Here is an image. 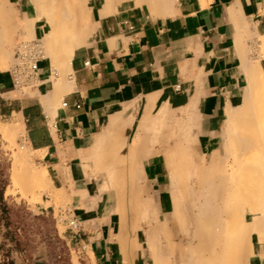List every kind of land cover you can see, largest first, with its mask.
<instances>
[{
	"label": "crops",
	"instance_id": "1",
	"mask_svg": "<svg viewBox=\"0 0 264 264\" xmlns=\"http://www.w3.org/2000/svg\"><path fill=\"white\" fill-rule=\"evenodd\" d=\"M8 2L15 11L18 29L25 32L26 20L38 15L36 6L32 0ZM81 3L87 21L79 25H86L85 36L72 57V69L62 77L54 76L47 58L40 64L38 85L21 90L13 86L9 70L5 72L0 66V101L4 108L0 116H8L23 127L24 142L34 153V160L48 172L50 187L45 198L52 208L56 199L68 201L67 210L81 220L82 230L73 234L72 241L80 251L92 250L91 264H152L146 236L137 239L145 244L144 254L133 251V245L126 258L121 251L119 256L114 255L115 237L120 231H112V226L149 223L135 219L119 222L108 216L107 195L114 192L112 189L95 203L98 188L108 181L105 170L113 169L114 179H129L130 167L142 169L143 198L149 193L159 207L160 200L166 201L164 180L169 172L160 151L162 141H153L148 131L153 130L162 108L167 107L169 112L184 109L197 119L193 129L197 130L200 146L206 149L214 143L231 104L228 93L246 85L249 65L260 63L264 70V58H259L264 0ZM38 18L37 38L45 36L47 26L44 17ZM53 82L61 84H57L60 89L54 90ZM150 150L157 153L147 157ZM63 189L66 194L61 198ZM162 208L166 209V203Z\"/></svg>",
	"mask_w": 264,
	"mask_h": 264
},
{
	"label": "bare ground",
	"instance_id": "2",
	"mask_svg": "<svg viewBox=\"0 0 264 264\" xmlns=\"http://www.w3.org/2000/svg\"><path fill=\"white\" fill-rule=\"evenodd\" d=\"M32 1L34 5L37 7V9L41 8V12L38 13L36 18L31 17L29 20H26L27 21L26 24L27 26H25L26 32L30 34L29 37L32 38L37 37V29H36L37 18L44 17L46 19L47 27L45 31V36L41 39L43 45H46V49L48 51L49 57L51 58V61L62 64L63 67H65V69L66 67L67 68L70 67V63L74 55V52L83 43L81 41V38H78L76 36L77 33H75L74 28H68V26H66V23L63 21V18L68 16L71 13V11H66V9L62 8V4L60 3L61 0H49L52 3V5L51 7L46 6V9L40 6L41 0H32ZM74 2H76V0H73V3ZM8 4L10 5L12 3L8 2V0L6 1L4 0L0 4V28H3V32L2 33L0 32V44L2 46L12 45V34L14 30L18 28V23L14 18V14L10 10V8L7 7ZM230 13L236 14L234 10L233 12ZM244 20L243 22H245ZM235 23L237 24V22ZM247 28L245 26V29ZM247 30L249 31V28ZM259 40H261L262 43L264 44V34L259 35ZM263 44L262 46L264 47ZM262 46L259 47L261 48V51H263ZM242 54L244 55V53ZM62 65L60 66L62 67ZM249 66L248 67L250 68V70L249 73H247L248 80L246 82V85L243 86L242 88L235 87L234 89H232L230 93H228L229 96L227 95L228 99L231 102L230 108L227 107V111L225 112L228 121V122L226 121V123H228V127L226 125L227 128L226 131L224 132L223 137L215 141L216 146L213 152H211L208 155L202 152L199 147V145L201 144L200 141L199 140L197 141L192 137L188 138L185 141L186 143L185 146L183 145L184 147L179 145L182 148L178 146L179 142L178 143L172 142L171 140L167 141L168 143L167 146L169 148L175 145L176 150L173 151L169 150L170 151L169 153H172V156H174V158L177 157L178 159L179 156L180 157L186 156L189 160L194 161L195 164L197 162L199 165H201L198 168H200L202 171L204 170L203 173L201 172L202 176L205 174H208L209 176L206 177V179L204 180L200 179L201 186L205 185L204 190H202L203 189L202 187H201L202 189H198V191L202 190L201 193L200 191L199 192L196 191L197 189L195 190L196 186L194 187L193 185L192 188L194 192L196 191L197 193H199L197 194L195 192L197 195V196L193 195L196 196L194 197L195 199H192V197L189 199L192 200L191 201V205L193 207L192 209H195L192 213L190 212L192 214L191 220L194 227L193 234H191L189 231L186 230L187 232H185L186 233L185 235H187V238L181 240L179 244L174 241L171 242V240L169 239L170 237L169 238L166 237L167 239L166 238L165 239L168 242L166 245H164L162 241L163 239L160 241L161 243L160 242L157 243V241L159 240L155 241L156 240V238H154L155 236H153L152 239L150 237L151 235L146 236L149 238V240L148 239L146 240L148 242L147 244H149L150 246H152L154 243L151 242L153 239H155L154 241L156 242L155 244H157V247L158 245L161 244L159 246L160 248L158 247L161 251V254L158 255V257L157 255H155L159 253V252L156 253L158 251L157 250L158 248H155L157 251L154 249L156 252L152 250L151 251L152 253H150L151 255L154 254L157 257V259H155L156 257L154 258L152 255L153 257L152 259L155 260L154 264H170L171 262L169 263V260L168 262L164 260L163 256L165 255L164 254L165 250L171 249L173 251L171 253V256H173V254L174 255L176 254V257L175 256L174 257L178 258L177 257L178 253H176L175 251L177 249L182 250L180 248H186V250L190 252V255L193 257V259H190L189 261L187 260L184 261L181 259L179 260V258H181L179 257L175 262H173L174 264H199V263L200 264H264V77H263L264 74H262L263 69L260 63H257L256 67L251 65ZM62 69L65 70L64 68ZM71 69L69 68V70ZM259 72H261V74L263 75L262 77ZM55 82L53 83L55 84ZM57 84H55L57 87L55 85L53 86L54 90L55 88L60 89L59 86L61 84H58L59 86ZM166 108H162V110L160 111L159 113L160 116L157 117L158 121H160L164 113L168 111ZM146 121L144 122L148 123ZM15 127H13L12 129L13 130L12 133H14ZM188 127L190 128L189 125ZM160 128L162 129L163 127L159 125V129ZM1 129L4 128L1 127ZM8 129L10 130V128ZM22 129L23 127L20 126V130ZM174 129L177 128L174 127ZM191 130H193V128ZM187 131L189 130L187 129ZM9 132L8 133L5 132V133L9 135L11 133ZM189 133L190 132H188V134ZM172 134L173 133H171L170 131L169 133L170 137L172 136ZM192 136L194 135L192 134ZM180 142H182L183 144V141L180 140ZM160 151L162 152V154L166 156L170 155L169 153H167L168 151L166 152V149L164 148H161ZM98 153L96 154V157ZM147 154H149L147 155V157L150 156L151 151H147ZM229 154H231V159L233 161L228 164V168L225 167L226 170L229 169L228 178L226 179L224 177H216L215 169L217 164L222 161L228 160L230 156ZM172 156H170L169 158H172ZM174 158L172 159L173 162H170L172 163L171 165L172 168H174L173 164L175 166V163L177 162L176 160V162L174 163L175 161ZM26 163L27 161L24 155H20V157L16 159L12 170L13 171L12 178L14 183H17L19 181L21 182V180L23 179H28L29 182L31 183V186L36 188L40 193L44 192L47 185L45 184L46 180L48 184L50 183L49 181L50 178H48L47 170L45 169L42 171L41 170L34 171L32 169L27 168ZM96 167H98V169L100 168L98 165ZM130 168L131 169L129 173V181L131 182V184H138L141 181V178L140 180H138V178L140 177V175H143L142 169L136 171L135 169H133V167ZM109 169L105 170L106 172H108L107 173L108 181L106 184L104 183V185L100 186V188L104 189L105 187L106 189L109 190L113 186L112 185V182L114 181L112 174L113 169H110L111 173L109 172ZM200 169H199V173H200ZM176 172L177 171H175L174 174L171 175V183L169 185L170 195H171L170 200L172 203L167 202L165 210L162 207L160 208L161 211H165L164 213H166L168 209H172L171 214H169L164 218L163 221L164 226L163 224H161V226L165 228L167 226L175 227V225L178 223L183 224V222H185L186 219V217L184 216L186 214L184 213V211H181L185 209L184 207V205H186L184 204L185 201L183 203L180 202L181 201L180 196L182 197V200L185 197L181 191L179 196L178 193L179 188L177 187V179H176V177L179 176V174H181V171H179L178 174ZM199 182L200 181L198 179V183ZM186 185L188 186V184ZM199 185L200 183L198 184V187ZM182 186L184 187V184ZM100 188H98L99 190L97 193L98 195L95 198L96 200L94 199L96 203L97 201H99L97 199L101 198V196L103 195L102 193L103 189ZM185 188L186 187H184V189ZM64 192L65 191L63 189L61 198H63L62 196L66 194ZM177 196H179L180 198L179 200L177 199ZM56 197L58 198V196ZM150 201L143 203L145 205L144 208L143 206H141L142 207L141 210L143 209V211H140L141 220L140 219L139 220L146 221L147 224L149 223V226H153L151 225V223L158 225L159 219L158 217H156L157 214H154L155 202H153L152 200ZM179 202L180 204H183L181 207H183L184 209L179 207L180 206ZM189 203L190 201H188V204ZM146 204H147V208H146ZM220 204H223L224 206L220 207ZM180 211L184 214H182ZM115 212H118L117 208H115ZM175 213L177 214L176 220L173 217ZM183 217H185V219ZM184 224H187V222ZM163 227L162 229H164ZM154 228L156 227L154 226ZM154 233L156 234L157 232ZM223 233L225 234V236L223 235ZM161 234L160 236H162ZM250 234H256V235L253 237ZM174 237L172 236V239ZM138 238H141L140 234H138ZM158 238L159 236L157 235V239ZM115 239H116V242L114 244L115 255L119 256L121 254L120 253L121 251L123 257L125 256L126 258L127 253L132 248L130 245V234L128 230L122 227L119 234L116 235ZM256 243L260 245L258 253H255ZM155 244L153 245L154 247L156 246ZM182 254L183 253H181V255ZM174 260L175 259H173V261Z\"/></svg>",
	"mask_w": 264,
	"mask_h": 264
},
{
	"label": "rangeland",
	"instance_id": "3",
	"mask_svg": "<svg viewBox=\"0 0 264 264\" xmlns=\"http://www.w3.org/2000/svg\"><path fill=\"white\" fill-rule=\"evenodd\" d=\"M60 3L62 4V8L66 9V11H71V13L68 16L63 18V21L66 23V26H68V28H74V31L75 33H77L76 36L78 38L85 36L84 28L86 25L84 27L79 25L80 22L84 24V22L87 21V16L84 14L85 9L84 7H82L81 0H76V2L74 3H73V0H61ZM51 5L52 3L49 0L40 1V6L42 8L46 9V6L51 7ZM7 7L10 8L12 13L14 14V18L16 19L15 11L13 7L10 6L9 4ZM45 9H42V10H45ZM37 11H38L37 14L40 13L41 8L40 9L38 8ZM41 18L43 17H39L38 19L40 20ZM45 23H46V19H45ZM46 27H45V31H46ZM25 32L23 31V33H21L20 30L16 28L12 34V45L2 46L0 44V66L2 70H4L5 72H7L10 69L12 62L14 61L15 51H16V47H17L19 40L22 38L32 39V37H29L30 34H28V32L26 33ZM44 48H45V53L48 58V61L52 62L51 64H52L53 72H57L58 75L62 77L65 74V71L69 70L70 67L68 68L66 67L65 69V67H63L62 64H59L57 62L58 63L57 65V63L51 61V58L49 57L48 51L46 49V45H44ZM262 49L263 51H260V53L264 52V47ZM261 54L264 55V53H261ZM261 54H259L260 59L264 58L263 55ZM60 65H62V67ZM256 65L251 64V66H255V67ZM62 68H64L65 70H63ZM259 73L261 74V72ZM262 74H264L263 70H262ZM262 74H261V77L263 76ZM247 80H248V74H247ZM228 108H230V104ZM2 111H4V108L2 107V103L0 101V114ZM226 111H227V108H226ZM159 113L156 117L160 116ZM190 116L191 117L193 116V117L191 118ZM193 118L196 119L195 115L188 114L186 110L184 109L178 112L166 111L160 121L156 119V122L153 124V130H149L148 135L152 138L153 141H155L154 140L155 138H157V141L161 140L162 141L161 148L166 149V152L168 151L167 153H169L170 151L176 150L175 145H173L170 148L167 146L168 144L167 141L169 140H171L172 142H177V143L179 142L178 146L180 145L182 147L185 146V143H186L185 141L190 137L198 141L197 130H194V129L191 130L195 126L194 122L197 121L196 119L193 122ZM226 121H227V118L225 115V121H224L223 128L220 131V135L216 139H214V143L212 141L211 144L206 147V149H204L203 146H200L201 144L199 145L200 150L202 152L208 155L215 150V146H216L215 141L223 137L224 132L226 131V128L228 127V123H226ZM159 125H161L163 128L159 129ZM188 125L190 126V128L188 127ZM1 127H3L4 129H1ZM13 127H15L16 129V130L14 129V133H12ZM174 127H176L177 129H174ZM8 128H10V130ZM187 129L189 131H187ZM6 130L8 132L10 131L11 133L9 132L10 133L9 135L6 134L8 133ZM170 131L171 133H173L171 137L169 135ZM188 132H190L189 133L190 135L188 134ZM192 134L194 136H192ZM24 135H25V131L24 129L20 130V124L13 122L8 116L7 117L0 116V264H16L17 261H21L25 263L26 262L32 263L38 260L43 261L44 264H91V261L94 260V255L92 253V250L88 248L87 251H84V252L80 251L78 247H76L75 242L72 241L73 234L67 229V226L65 222L63 221L62 213L60 210L62 211L67 210L69 208L68 206L69 202L65 200L56 199L54 201L55 208L53 209L51 206L52 203L48 202L47 199L45 198L46 195H49L47 180L45 183L47 184L46 185L47 189L45 188V191L42 193H40L36 188L31 186V183L29 182L28 179H23L21 180V182L19 181L17 183H14L13 178H12L13 176L12 170H13V166H14L16 159L20 157V155L25 156L26 161H27L26 163L27 168L32 169L34 171L45 170L44 167H42L40 164H38L34 160V153L24 142ZM180 140L183 141V144L182 142H180ZM150 151L157 153L153 150H150ZM169 154H170L169 156L167 155L168 158L172 156V153H169ZM229 155L230 156L228 160L222 161L220 163L217 162L218 163L216 166L217 170L215 169L216 177H224L226 179L228 178L229 169L226 170L225 167L228 168V164L233 161L231 159V154ZM167 156L166 155L163 156V164L166 167V170L168 169V172H169V173L167 172L168 178L164 180V183L167 185L166 187H164L167 190V194H164L166 198V201L164 203H167V202L172 203L170 200L171 195H170V189H169L170 188L169 185L171 183V175L174 174L175 171H177L176 172L177 174L179 171H181V174H179L180 177L179 176L176 177L177 187L179 188V191H178L179 196H180V191H181L185 198L183 197L184 199L182 200L181 196H180L181 199L179 198V196H177V199L178 200L180 199L181 203L185 201L184 203L186 204L184 205L185 209L181 207L183 204H180V202H179V205H180L179 207L183 208L184 210H181L180 208L179 209L181 211H184V213L186 214L184 215L186 219L185 217H183L185 219V222H183V224L178 223L175 225V227H172V226H167L166 228L163 227L164 218L168 216L169 214H171L172 209H168L166 213H164L165 211H161L160 208L163 207L164 203H162V201L160 200V207L159 205L155 203V212H154V214H157L156 217H158L159 219V223H158L159 226L158 225H153V226H149V225L147 226L146 225H119L117 226L116 225V226H112L111 227L112 231L116 230V232H119L122 227L128 230L130 234V245L131 246L135 245L132 248V250L133 251L136 250V253L139 252L140 254H144V250H145V244L139 243L137 239H144L145 236L151 235L150 236L151 239L153 236H155L154 238H156V240L153 239L151 241V242H154L153 245L156 243L155 241L159 240L157 241V243H159L162 239H163L164 245H166L168 243L166 241L167 238L170 237L169 239L171 240V242L174 241L178 243L180 240L187 238V235H185L186 234L185 232L189 231L191 234H193V231H194V227H193L192 220H191L192 219L191 213L195 209H192L193 208L191 205L192 200H189V199L191 197L192 199H195L194 197L197 196L196 191H198V189L203 188L202 190H204L205 185L201 186L200 179L204 180L209 175L205 174L202 176L201 172L203 173L204 170L202 171L200 168H198L201 165H199L197 162L195 164L194 161L189 160L186 156H183L185 158H183L182 156L181 157L179 156L180 158L178 157V159L177 157L174 158V156H172V158H169L171 161L167 158ZM173 158L175 159L174 163L177 160V162L175 163V166L173 164L174 168H172L171 166L172 163H170V162H173L172 161ZM186 159H187V162H186ZM183 161H185L187 164ZM196 165H197V168H196ZM199 169H200V173H199ZM198 179L200 181L199 182L200 188L198 187V184H199ZM138 180H140V177L138 178ZM183 184H184V187H186L185 189L182 186ZM186 184H188V186ZM193 185L194 187L196 186L195 187V190L197 189L195 191L196 193L192 189ZM100 189H103V188H100ZM111 189L114 192L107 195V198H108V201L106 203L108 207L107 212H108V216L112 215L116 217L117 219H119L118 220L119 222H127L128 219H131V220L135 219L134 220L135 222H139L141 220L140 211H143V209L141 210L142 208L141 206H143V208L145 207L143 203L148 202L150 200L155 202L154 198H152V196L149 193L146 195L147 196L146 199L143 198L145 194L144 193L145 188L144 186L140 185V182L138 184L133 185L131 184L129 179L126 177L115 178L114 185L111 187ZM202 190L201 191L199 190L200 193L202 192ZM106 191H108V189L104 187L102 193ZM193 195H196V196H193ZM188 201H190L189 204L191 206L188 204ZM223 206H224L223 204H220V207H223ZM115 208L118 209V212H115ZM146 208H147V204H146ZM173 217L176 220L177 214L175 213ZM140 222H146V221H140ZM186 222L187 224H184ZM161 224H163V226H161ZM154 226L156 228L158 227L160 228L156 229L154 228ZM162 227L164 229H162ZM154 232H157L156 234L159 236L158 239H157V235ZM138 234L141 235V238H138ZM160 234L162 236H160ZM176 235H179V236H176ZM223 235L225 236L224 233ZM250 235L254 237L256 234H250ZM172 236L173 237L175 236V237L172 239ZM147 243H146V249H147L148 259L149 261H151L152 264H154L155 260L152 258L153 257L155 258L156 257L155 255H157L158 257V255L161 254V251L159 249L160 248L159 246L161 244L158 245L159 247L158 248L157 244H155L156 246L154 247L153 245L150 246ZM155 248H158L157 249L158 251ZM259 248H260V245L256 243L255 253H258ZM180 249L182 250L177 249L175 251L176 253L179 254V255L177 254V257L178 258L181 257L179 258V260L181 259L184 261L185 260L189 261L190 259H193V257L190 255V252L187 251L186 248H180ZM152 250H154L156 253L158 252L159 253L155 255L152 254L153 255L152 257V255L150 254L152 253L151 252ZM172 252L173 251L171 249L165 250L164 252L165 255L163 256L165 261L168 262L169 260V263L170 262L173 263L178 259V258H175L176 254L175 255L173 254V256H171ZM181 253L183 254L181 255ZM114 255H115V247H114ZM157 257L155 259H157ZM172 258L175 260L173 261Z\"/></svg>",
	"mask_w": 264,
	"mask_h": 264
},
{
	"label": "built area",
	"instance_id": "4",
	"mask_svg": "<svg viewBox=\"0 0 264 264\" xmlns=\"http://www.w3.org/2000/svg\"><path fill=\"white\" fill-rule=\"evenodd\" d=\"M41 37L43 36L32 39L22 38L17 44L14 61L9 69L13 86L17 89H32L38 85L41 79L40 64L47 60ZM53 75L57 76L58 73L53 72ZM63 106H66V103ZM62 218L72 234L76 235L81 232V220L72 215L69 210L62 212Z\"/></svg>",
	"mask_w": 264,
	"mask_h": 264
}]
</instances>
